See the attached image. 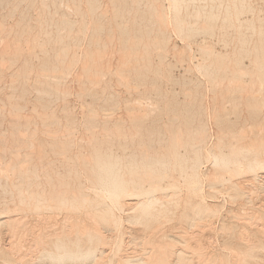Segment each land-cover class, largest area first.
Here are the masks:
<instances>
[{"label":"bare ground","instance_id":"1","mask_svg":"<svg viewBox=\"0 0 264 264\" xmlns=\"http://www.w3.org/2000/svg\"><path fill=\"white\" fill-rule=\"evenodd\" d=\"M49 1L50 7H52L55 12L61 11L60 16L56 20L55 14V16H50L49 19L43 21L48 28L55 26V32L46 31L45 38L41 42L36 36L30 37L25 41L27 47L20 45V42L23 41V35L29 32L26 25L23 27H21L22 25H14L15 28H18L17 31L12 29V25L8 26L11 27L12 30L9 29V31H11H8L9 33L6 36L0 38V89L5 85L11 87L19 86L21 91L28 92L29 89L27 87H32L33 90L40 94L41 98H49L50 96L64 98L66 94L68 96L70 91V87L67 85V78L69 75H73L74 80L77 82L78 97L90 96L91 98H96L100 93L103 94L101 91L102 84L104 85V81H106L105 79L114 76L116 79V82H114L116 85H123L126 90H123L124 92L127 93L128 91L129 93L144 95L146 91H144V93L139 91V87L143 85L141 82L142 80H140V83L138 79L142 78L143 72H151L152 55L154 53L163 55L164 52L168 51L167 44L169 36H167V23L165 24L163 22V20L166 21V16L164 15V8L161 7L159 0L145 1L150 16L160 21L157 27V33L155 32L156 34L152 39H150V34L146 35L145 33L144 35L146 36L137 38L130 37V27L126 23H119L116 26L117 30H115L118 34H115L116 31L113 32L110 30L112 28L107 26L109 27V35H106L103 39L100 35L103 33L104 26L102 23L105 20L102 22V19L106 17L107 12L101 10V0H67L72 11L77 16L79 15L81 17L79 24L71 20L64 12V8L67 10L68 7L62 8L61 4H57L58 1L61 2L62 0ZM118 1L121 0L107 1L109 4L115 6L114 12L117 18L128 12L127 9L125 10L124 6L126 0H123L124 5L116 4ZM134 1L139 4V2L143 0ZM170 1L174 9L172 14L174 12L176 13L173 20L174 27L181 38L189 39L199 34L203 36H213L215 24L220 18H222L223 23L230 24L232 22L231 20L235 17L236 22H238L239 30L245 29L251 32L255 31L253 24L255 17H257V20L260 22V31L262 30V25H264V18L260 16L261 10L259 11L260 14H256L247 4V0H229L227 3L226 0ZM24 3H27L25 4L26 6L28 5V2ZM82 4H85V8H82ZM138 4L136 5L138 6ZM45 6V10L49 11L48 4H45ZM189 6H192V11L186 16H181V11L185 9L187 12ZM14 9L15 7L13 10ZM112 10L114 9L112 8ZM244 12H249L254 18L240 21L239 16ZM68 13L69 15L71 14L70 11ZM40 14H42V11H40ZM33 15L37 14L34 12ZM150 16L149 18H151ZM36 18L39 19L40 17ZM91 19H93V21H91L92 23L90 24ZM121 19L123 18L121 17ZM121 19H119L120 22ZM108 21L110 20L108 19ZM77 24L78 29L74 32V28ZM88 26L89 29L91 28V33L93 35L91 37L87 35L89 37L88 39L91 38L89 46L87 49L82 47L83 51L82 55L80 54V58V55L79 57L77 56L76 49L82 44L83 36ZM4 29V25L0 24V34ZM41 32L43 31L41 30ZM88 34H90V32H88ZM124 34L127 36L126 39L121 38ZM240 40L241 46H245L247 40L244 34L240 35ZM208 47L210 48V46ZM50 48L53 49L51 54H49ZM209 48H199L200 51L208 52V58L204 59V64H206V60H208L207 63L209 64H206L207 67L203 70L208 71L212 68L211 73H220L218 79H216L215 76L214 80L212 78V80L208 79L211 80L210 84L212 83V85H215V89L218 88L216 82H226L223 88L226 89L227 93L221 96V100H224L226 98L224 95L228 96L227 94L230 91L231 93L238 91L245 95L244 97H246V99L250 97V99L252 98L256 102L258 101V103L250 107L257 112L255 114L259 115L264 113V50L262 47L255 49V62L253 63L254 72L251 74V77L254 79L253 81L251 80L252 83L249 85L242 83V80L240 81V79L247 75L244 70L242 71L240 61L235 60L232 64L227 61L228 63L223 64L221 61L225 57H228V54H216L213 52V49H211V51ZM35 50L42 52L44 56L43 62L37 67H33L34 65L32 66L30 60ZM78 50L80 51L81 48ZM172 50L175 52L174 49ZM176 54L177 52L175 54L173 53V55ZM114 55L116 59L113 61ZM158 55H156V57H158ZM160 59L162 58L159 57L158 60ZM21 60H23L21 66H18L15 70L10 69ZM75 64H79L77 72H75L73 68ZM154 67L157 68L156 66ZM202 67L203 64L197 65L198 70ZM155 68H153V70ZM167 69H165L166 71L162 75L168 78L170 76ZM220 69H222V71ZM155 73L158 72L156 71ZM158 87H156V89H158ZM219 88H221L220 85ZM155 91L157 92V90ZM241 95L239 97L242 98L243 96ZM109 96L111 97V95ZM109 96L107 98H109ZM11 97L12 96L9 98ZM141 99L142 98H136L132 101L129 99L121 100L119 95H113L109 100L104 99L106 100L107 109L105 107H103L104 109L100 108L101 110L99 112L92 107H87L86 110L80 111L81 113L79 114H82L80 116L84 117L85 129L82 133L80 132L81 134L79 135L75 130L74 113L69 112V110H64V112L61 113H64V121L62 122L53 114L55 111L46 112L49 110L50 106L48 107L45 104V106H41L45 111L44 113L40 112L36 106H33L32 110H29L31 113H34V115L26 116L27 114H25L24 116L18 104L11 100H1L3 107H0V115L4 114V106H9L7 113H9L10 116H7L14 121V131L9 135L11 145L7 146L6 140L3 148L0 150V172L3 171L2 178L6 180H9L10 177H14L9 183L11 193L14 191L17 198L15 209L22 210V206L20 205L27 204V208L32 209L34 212H39L42 209L51 210L62 208H64L65 212V216L63 217L64 220H61L62 224L59 222L61 226L58 228L53 227V223H51V225L49 224L47 220L50 221L52 219H49L51 218L50 216L47 217V213L46 216L44 215V218L46 217L47 220L42 222L40 227L41 230L39 229L40 231H35L36 233H34L33 230L35 229L30 228L32 229L30 234L33 232L32 235H34V237L32 240L33 243H31L33 245L30 246L29 249H31L30 251H32V253H38V256L36 255L37 253L35 254L37 256L35 258L39 257L41 261L47 262L48 264H92L95 261L99 262L100 260H97H102L105 253H107L105 247H108V238H110V236L106 234H109V231L118 229L121 224L120 216H122V214L117 216L118 213L116 214L115 211H132V215L127 218L128 221L130 223L144 225V230L147 232L151 228V224L155 223L161 225L163 222L170 221L176 215L175 210L177 208H182L180 214L181 221H183L188 228L196 226L200 221L219 214V209L212 206L214 204L209 205L206 203L207 201H205L207 198L204 196L206 195L203 193L204 189L202 190L203 180L207 183L209 188L227 184L228 187L225 190L231 200L242 199V196L247 195L249 191L248 197L250 193L253 195L252 192H254V194L256 192L255 195H257V192H264V120L261 121V125H259L260 128H258L255 138H251L244 134L247 129L237 134L231 133L229 136L228 133L223 136L220 132L216 138L218 140L216 145L206 150L204 127H199L193 132L189 131V133L178 128L179 126L174 130H164L165 132L163 133L157 132V130L154 132L153 129L144 131L142 129L143 125L148 122L147 120L152 113L156 112V107L145 108L146 105L143 106ZM166 101H168V98ZM66 103H68V101L65 102V104ZM183 108L185 109V107ZM184 115L186 114L184 113ZM169 117L168 119H170ZM176 120L177 118L174 117L172 122L175 123ZM185 120L187 119L185 118ZM36 121H40V126L44 127L40 136H42L41 141L46 143L45 145L37 139V134L39 132L37 129L40 127L37 129L34 128L37 131H31L30 126H34L33 124ZM187 123L189 122L187 121ZM52 125L58 126L60 130L52 132L49 128ZM21 127L24 128L23 133L19 130ZM79 127L84 126L79 125ZM248 134L251 133L248 131ZM225 137L230 141L228 145L222 143ZM155 142L161 145L159 149H155ZM159 144H157V146ZM182 149H184V153H181ZM204 149L206 152H203ZM49 151L57 156L64 157L61 161L64 167V174L58 175L53 171L51 163L46 155V152ZM203 159H205V162H207L206 160H210L212 163L210 165L214 168L212 170L210 169L211 171L208 169L210 173H207L208 175L203 177L204 179L202 180L199 166L203 162ZM225 174H228V177H225ZM237 175H241V181L234 179V176ZM178 178L183 180L184 186L186 187V195L184 197L181 196L180 193V186L182 184L179 186ZM250 188H253L254 191L251 192ZM208 196L215 198L212 192L211 194L208 193ZM229 197L226 199H229ZM261 201L264 200L262 199ZM13 203L14 202H10V204ZM239 203L241 202L239 201ZM23 208H25V206H23ZM262 208L264 207H260L259 209L264 211ZM243 209L246 210L245 208ZM18 210H14V212L16 213ZM4 211L9 213V209L7 208H5ZM228 212L232 214V217H235V215L239 217L238 214H233L235 210L233 212L229 210ZM15 213L0 216V227H5L9 234V238L7 237V239H9L7 240L8 248H5V245L2 244L5 250L2 251L1 255L8 261H14V258L17 256H15V254H18L17 250L22 249V244L20 243L23 242H18L22 240L19 234H21L24 227L27 226L26 224V226L22 224L25 218L22 219L18 213ZM80 215H82V217H80ZM251 216L255 215L251 214ZM41 218H43V216ZM253 218L255 217H252V219ZM238 219L242 218H237V220ZM256 219H253V221H256ZM261 219L264 220V214L260 215L259 221H261ZM232 220H234V218H232ZM237 220L234 221L238 222ZM249 220L247 219V222ZM244 223H246V221ZM256 223H258V220ZM247 224L248 223L245 225ZM48 225H50V227ZM210 225L211 224L207 222L205 226L213 228V226ZM253 225L258 224L254 223ZM262 225H264V223H262ZM241 226L242 225H240V229L242 230L243 228H241ZM259 226L260 225H258V228ZM225 227H223V229L227 231L230 238L237 235L236 238L239 240L238 243L233 246L224 244L222 245L223 249L220 248L222 251L219 249V253L216 254L217 252L215 251L214 254L213 249L215 247H212L214 245L207 248L198 241L199 244L194 248V253L192 254L198 255L199 260L200 257L202 261L204 259L207 262H205L206 264H224L228 258L226 254L231 255V257L237 260L251 257L254 252V247L250 245V237L246 240L241 236L243 232L240 231L241 235L237 232L238 235L235 234L233 229H225ZM232 227L233 226H231V228ZM248 227L249 226H247V228ZM46 228L49 230L54 228L55 230L46 233ZM218 229V232L222 230L220 227ZM261 230L262 232L264 231L263 229ZM220 233H222V231ZM17 234L19 236V238L17 237L18 241H14L13 239L16 238ZM112 234H114V232ZM191 234L194 236V233ZM24 235L23 233L21 236L23 239L26 238ZM263 236L264 234L262 235L261 233L262 238ZM262 238H256L253 243H259L258 241L262 240ZM157 239H159L157 242L158 245L155 243ZM191 239H193L192 236L186 232L178 237H173L171 235H166L161 228L154 229L153 232L145 237V240L142 239L146 244L153 246L150 247L149 251L146 250V252L143 253L145 256L136 260L125 258L121 261V264H193L188 259L191 252L187 250L189 249L192 251L193 249L187 245L188 241H191ZM251 239L252 241L254 240L253 238ZM198 240H201V238ZM256 240L258 241L256 242ZM176 241L185 244L184 247L187 252L190 253L188 256L187 252L182 250L183 248H181V246V249H175L177 244L175 245L174 242ZM210 243L214 242L210 241ZM114 245L116 249L114 247L112 248L117 252V250H120L122 242L118 241ZM123 245H125V243ZM32 248H34L36 252H33L34 249ZM122 250L125 251L124 248ZM25 253H29V250ZM25 253H22L24 256L18 257V260L15 259L17 260L16 264L28 263V260L25 259V257L28 256H25ZM108 255L111 256L109 261L112 262L114 259L113 254L108 253ZM31 256L34 255H30L28 259H30ZM32 259H34V257ZM103 261L105 260L100 261V263ZM134 261L136 262L134 263ZM209 261L211 262L208 263ZM31 262L32 263H29L40 264L39 261L36 263L31 260ZM43 262L41 264H44ZM238 263H240V261H238Z\"/></svg>","mask_w":264,"mask_h":264},{"label":"rangeland","instance_id":"2","mask_svg":"<svg viewBox=\"0 0 264 264\" xmlns=\"http://www.w3.org/2000/svg\"><path fill=\"white\" fill-rule=\"evenodd\" d=\"M104 1H105V4H104ZM107 1L110 2V0H101V5H102L101 10L107 12L106 17L102 19V22L105 20L102 23L104 26L103 33L100 35L103 39L106 37V35H109V27L112 28L110 30H112L114 32L117 30L116 26L119 23L120 24L126 23L130 27V32H131L130 37H132V38H137V37L146 36L147 34H150V39H152L155 36V34L157 33V27L159 26L160 21L158 19H155L152 16H150V12L147 10V3L145 2L146 0H143L142 2L140 1L139 4L134 0H126L127 4L125 3V5L123 4V2H124L123 0L118 1L116 4L124 5L125 10L126 9L128 10L127 13H124L122 16H120L118 18L115 17V12H114L115 6H113V4H109V2H107ZM228 1L229 0H226V3ZM24 2H28V5L26 6L25 4H27V3H24ZM40 3H42V4H40ZM65 3H67V4H65ZM132 3H133V5H132ZM159 3L161 5V7L164 8L163 9L165 12L164 15L166 16L165 17L166 21L163 20V22L165 24L167 23V36H169L168 37V44H167L168 51L164 52L163 55L161 54L162 56L154 53L152 55V68H151V72H149L150 74L148 72L147 73L143 72L144 75L142 74V76H141L142 78L138 79V82H140V80H142L141 82L143 85H141L139 87V91H141V93L142 92L144 93V91H146L144 93V95L129 93L128 91H127V93L124 92L123 90H125V88L123 87V85H121V86L116 85V83H115L116 79L114 76H112L109 79L107 77L105 79L106 81H104V85L102 84V91L101 92H103V94L100 93L99 96L96 98L92 97L94 101L92 100V98L90 96H85V97L79 98L78 97L77 82L74 80L73 75H71V76L69 75L67 78V82H68L67 85L70 87V89H69L70 94L68 93V96L66 94V97L64 96V98L55 97V96H50L49 98L48 97L47 98L46 97L41 98L40 94L37 93L35 90H33L32 87H27L29 90H28V92H26V91H21V88L19 86L18 87H11L9 85H5L4 87H2L0 89V107H3L1 100H11L12 102H15L16 104L19 105V108H20L22 114H24V116H25V114H27L26 116H33L34 113H31V111H30V110H32V107L36 106L40 112L44 113L45 111L41 108V106H43L45 104L48 107L50 106L49 110H47L46 112H52V110H53V112L55 111V113H53V114L62 122L64 121L63 120L64 119V113L63 114H61V113L64 112V110H69V112L74 113L75 130H76V133L79 135L85 129L84 117L80 116L82 114H79V113H81L82 110L83 111L86 110L87 107L88 108L92 107L99 112L101 110L100 108L104 109L103 107H105L107 109L108 107H107V104L105 103V101L107 99L109 100L111 97H113V95H119L121 100L129 99L132 101L136 98L137 99L142 98L141 101L143 103V106L146 105L145 108L156 107L155 108L156 112L152 113V115L147 120L148 122H146L143 125L142 129L144 131L153 129L154 132H156V130H157V132L163 133L166 130H172V129L174 130L175 128H177L179 126L178 128L189 133V131L193 132L194 130H196L199 127H204L205 128V137H206V147H205L206 150L209 148H212L213 146L216 145V143L218 141L216 138L218 137L220 132L223 134V136H224V134H227V133L229 136L231 133L237 134V133H240V131L242 132L245 129H247V130H245L244 134L251 137V138H255V136L257 135L258 128H260L259 125H261V121L264 120V113H261L259 115L255 114L257 112L254 111L253 108L252 109L250 108V107H252V105H255V103H258V101L256 102L252 98L250 99V97H249V99H246V97H244L245 95H243L242 93H240L238 91H235V92L232 91L233 93H231V91H230L227 94L228 96L224 95L226 98L224 100H221V96H223V94L227 93L226 89L223 88L226 85V82L225 81L216 82L218 84V88H219V85L221 87L219 89L218 88L215 89V87H214L215 85H212V83L210 84V81L212 79L214 80L215 77H216V79H218V76H220L219 75L220 73H216V74L211 73L212 68H210L208 71L203 70V69H206L207 65L209 64V63H207L208 60H206L207 62H205L207 65L204 64V59L208 58V52L206 53L205 51L204 52L200 51L199 48L200 47L201 48L202 47L209 48L208 46H210L209 49L210 50L213 49V52L216 54L217 53H219V54L222 53V55L228 54V57H225L221 61L223 64L224 63L226 64L228 62L230 64H232L235 60L240 61V63H241L240 67L242 68V71L244 70V72L247 73V75L244 76V78L240 79V81L242 80L241 81L242 83L249 85L252 83V81L254 79L253 77H251V74L254 72L253 63L255 62V57H254L255 52H256L255 49L258 47H262V49L264 50V25H262V30H261L262 32H261L259 29L260 28V22L257 20V17H255V21L253 23L254 27H255V31L251 32V31H246L245 29L239 30L238 29V22H236L235 17L231 20L232 21L230 23L231 25L227 24V23H223L222 18H220L215 24L213 36H209V35L203 36V35L199 34V35L193 36L189 39L181 38L177 34L176 29L174 27V23H173L174 21L173 20L176 16V13L174 12L172 14L174 9L172 8L171 1L170 0H159ZM45 4H48L49 11L45 10L46 9ZM57 4L58 5L61 4L62 8L68 7L67 10L64 8V12L69 16V18L71 20H74L79 24V22L81 21L80 20L81 17L79 15L77 16L72 11V8L69 7V5H68L69 3L67 0H66V2H65V0H62L61 2L58 1ZM107 4H109V5H107ZM136 4H138V6ZM247 4L249 5V7L251 9H253L255 11L256 14L257 13L260 14L259 11L261 10L260 16L262 18H264V0H258V1L257 0H247ZM65 5H67V6H65ZM82 5H83L82 8H85V4H82ZM103 5H105V6L107 5L106 6L107 8ZM14 7H15V9L13 10ZM42 7H44V8H42ZM103 8H105V9H103ZM112 8L114 10H112ZM192 9H193L192 6H189V9L187 10V12L185 11V9H183L181 11L180 15L186 16L187 14H189L192 11ZM34 10H36V11H34ZM37 10H38V12H37ZM110 10H112V11H110ZM40 11H42V14H40ZM69 11L71 12L70 15L68 13ZM34 12L38 16L33 15ZM60 13H61V11L55 12L54 9L52 7H50V1L49 0H42V1H40V0H29V1H27V0H0V22H1L0 24H3L5 27L4 31L0 34V38L6 36L12 29L17 31L18 28H15V26L22 25L21 27H23L26 25L28 27L29 32L27 34L23 35V41L20 42V45L23 47H27L25 41L32 36H36L38 39H40L39 41L41 42L45 38V32L46 31H52V32L56 31L55 26L52 28H48V26L45 25L43 21L46 19H49L50 16H55V14H56V17H55V20H56L60 16ZM146 13H148V14H146ZM127 14H129V15H127ZM149 16L151 18H149ZM36 17H40V18L38 19ZM113 17H115V18H113ZM121 17L123 19H121ZM112 18H113V20H112ZM252 18H254V17H252L249 12H244L243 14H241L239 16L240 21L250 20ZM108 19L110 21H108ZM114 19H116V20H114ZM119 19H121V22L119 21ZM91 21H93V19L90 20V24L92 23ZM88 22H89V20H88ZM113 22H115L116 25ZM129 23H131V24H129ZM78 24L75 26L74 32H76V30L78 29ZM107 24H109V25H107ZM136 24H138V25H136ZM153 24H154V26H153ZM10 25H12L11 26L12 29H11V27H8ZM107 26H109V27H107ZM113 27H115V28H113ZM144 27H146V28H144ZM9 29H11V30L9 31ZM88 29H89V26H88L87 30L85 31V35L83 36L84 38L82 40V44L78 48V49L81 48V50L79 51L78 49H76L78 57L80 54L82 55V51H83L82 47H84V49L88 48L89 42L91 39V38L90 39H88V38L93 35L91 33L92 32L91 28L89 29V31H88ZM146 29H148V30H146ZM41 30L43 32H41ZM106 31H107V33H106ZM132 31H133V33H132ZM88 32H90L91 35L88 34ZM144 33L146 35H144ZM115 34H118L117 31L115 32ZM241 34H244L246 37L247 43L245 46H241V40H240ZM87 35H89V37ZM121 38L126 39L127 36L124 34V36L122 35ZM172 49H174L175 52H173ZM52 52H53V49L50 48L49 54H51ZM176 52H177V54L173 55V53L175 54ZM81 55H80V58H81ZM156 55H158V57H156ZM114 56H113V61H114V59H116V56L115 57ZM159 57L162 59L158 60ZM43 58H44V56L42 55V52H40V51L38 52V50H35L31 56V59H30L32 66L34 65L33 67H37L38 65H40L43 62ZM225 59H227V60H225ZM256 61H257V58H256ZM19 62H21V63H19ZM210 62H211V60H210ZM17 63L14 64L10 69L11 70L17 69L18 66H21L23 64V60L18 61ZM198 64L199 65L203 64V67L199 70L197 69ZM160 65H161V67H160ZM154 66H156L157 68H155ZM73 68H74V71L77 72V70L79 68V64H75ZM153 68H155L156 70L155 69L153 70ZM164 68L165 69L169 68L167 70L169 72L170 77L167 78V77L162 75L166 71ZM220 70L222 71V69H220ZM156 71L158 73H155ZM154 73L157 75H155ZM248 75H250V76H248ZM159 76H160V79H159ZM169 78H171V79H169ZM208 79H211V80H208ZM107 80H109V81H107ZM221 82H223V83H221ZM149 84H151V85H149ZM144 86L146 89L144 88ZM156 87H158V89H156ZM155 90H157V92ZM164 94H166V95H164ZM109 95H111V97ZM240 95L243 96L244 99H243V97L242 98L239 97ZM10 96H12V97L9 98ZM108 96H109V98H107ZM248 96H247V98H248ZM167 98H168V101H166ZM240 98L242 101L240 100ZM104 99H106V100H104ZM67 101H68V103L65 104V102H67ZM63 102L65 105L63 104ZM148 104H150V105H148ZM232 104H234V105H232ZM103 105H105V106H103ZM183 107H185V109ZM190 108H191V110H190ZM8 109H9V106H4V114L0 115V125H2V126H0V150L3 148V145L5 144L6 140H7L6 145L7 146L11 145L9 135L11 134V132L14 131L13 130L14 129V125H13L14 121L12 120V118L7 116V115L10 116V114L7 113ZM173 112H175V113H173ZM184 113L186 115H184ZM164 114H165V116H164ZM169 116H171V117H169ZM160 117H162V118H160ZM168 117L170 119H168ZM174 117L177 118L175 123L172 122V119ZM189 117H190V119H189ZM185 118L187 120H185ZM187 121L189 123H187ZM39 122L40 121H36V122H34V124L32 123L34 126H30V128L32 131V130H36L37 128L40 127L39 129H41V130L37 129L39 131L37 134V139L40 142H42L41 141L42 136H40V135H41V131H43L44 127L43 126L41 127ZM79 125L80 126L82 125L84 127H79ZM34 128H36V129H34ZM49 128H50V130H52V132H57L60 130V128L56 125H52ZM19 130H21V133L24 132L23 127H21ZM254 130H256V131H254ZM248 131L251 134H248ZM212 134H214V135H212ZM211 138H212V140H211ZM43 143H44V145L46 144L45 142H42V144ZM222 143L224 145H228L230 143V141L227 137H225V138H223ZM157 144H159V143L158 142L154 143L155 149H159L161 146L160 144L157 146ZM206 150L204 149L203 152H206ZM22 152H24V151H22ZM181 153H184V149L181 150ZM46 155H47V159L51 163V167L53 168V171L55 173H57L58 175L64 174V167L61 163V161L64 159V157L63 156H61V157L57 156L56 154H53L50 151L46 152ZM206 161L207 162H205V159H203V162L199 166V171L202 174V180L204 179L203 177H206V175H208L210 173L209 170L210 169L212 170L214 168L212 165H210V164H212L210 162V160H206ZM5 166H3V167H5ZM0 174H1L0 175V216H5L7 214L9 215V213L14 214L15 213L14 210H18V209H15L16 204H17V198L15 196L14 191H13V193H11V190H10L11 188H10V183H9L14 179V177H10L9 180H6V179L2 178L3 171H1ZM224 176L228 177V174H225ZM240 177H241V175H237V176H234V179L241 181ZM178 183H179V186L181 184L183 185V186L182 185L180 186V190H181L180 193H181V196L184 197L186 195V187L184 186V182L181 178H178ZM203 186L209 188V186L207 185L206 182H204V180H203V184H202V190L204 189L203 193L206 194V195H204L207 198V200H205V201H207L206 203L209 205L214 204L212 206H215L219 209V214L212 217V218H206L205 220L200 221L196 226H193L191 228H188L185 225V223L183 221H181V219H180V214H181L182 208H177L175 210L176 215L170 221L163 222L161 225H158L155 223L151 224V228L147 232L144 230V228H145L144 225L130 223L128 221L127 218L130 215H132V213H133L132 211H129V210L126 212L115 211L116 214L118 213L117 216H120L122 214V216H120L121 224H120L118 229L113 230V231H109L110 233L107 232L109 234L105 233L107 236L109 235L110 238H108V244H107L108 247H105V249H107L106 250L107 253H105L104 257L102 258V260H105V261H103L102 263L106 264L109 262L108 264H121V261L124 260L125 258H129L131 260H136L142 256H145V254H143V253L146 252V250L149 251L150 247H153V246L146 244L145 241H142V239L145 240L146 236H148L151 232H153L154 229H158V228H161V230L163 232H165L166 235H171L173 237H178L179 235H182L185 232L187 234L191 235L193 239H191V241L189 240L187 243L188 246L193 248L192 251L187 249L189 252H191V254L194 253L193 250L195 247L198 246L199 243L205 245V247H207V248H209L211 245H214V246H212L213 248L215 247L213 249V252L215 254V251H216L217 252L216 254H218L219 251L221 249H223L222 245H224V244L228 245L229 244L228 246H233L234 244L238 243V241H239L236 238L237 235H235L232 238L229 237L227 231L223 229V227L226 226L225 229H233L235 234L239 233L241 235V232L245 233V234L242 233L241 236L243 238H245L246 240H248L250 237V241H251L250 245H252L254 247V252H253L251 257H245V258L240 259V260L239 259L237 260L234 257H231V255L226 254V256L228 258L224 264H264V236H263V238L261 237V233H262V235L264 234V231L262 232V230H261V229L264 230V228H261V227H264V225H262V223H264L263 222L264 220L261 219V221H259L260 215L264 214L263 213L264 211H261V209H259L260 207H264V204H261V203H264V201H261L262 199L264 200V192L261 193V191H260V192H257V195H255L256 192L254 194V192H252V191H254L253 188H250V190L253 194V195H251V193H250L251 197L247 196V195H249V192H250L249 191L247 195L242 196V199L240 198L237 200H231L227 191L225 190L228 187L227 184H225L224 186L218 185L217 187L209 188V189H207ZM184 190H185V192H184ZM207 191H209V192H207ZM211 192H212V195L215 196V198L209 197L210 195L208 196V193L211 194ZM229 193H231V192H229ZM221 194H223V195H221ZM221 196L223 198L224 197L225 198L223 199ZM228 197H229V199H226ZM214 200H215V202H214ZM253 200H256V201H253ZM239 201L241 203H239ZM10 202H14V203L10 204ZM26 205L27 204H21L20 206H22L21 207L22 210H18V212H16V213H18V215H20V217H22V219L23 218L26 219V220L23 219L24 221L22 220L23 221L22 224H24V226H26V225L27 226L24 227L21 234H19L20 238H22L23 241L21 239H19L21 241H18V238H19L18 234L16 235V238L13 239L14 241H18L19 243L20 242L24 243V244L20 243V244H22V249H21L22 251L19 249L17 250L18 254H15V256L16 255L17 256L14 258V261H8L1 255L2 251L5 250V248H8L7 240H9V239H7V237L9 238V234H8L7 229L5 227H0V264H16L18 257L20 258V257L24 256V255H22V253L24 254L28 250H29V253H25V256L26 255L28 256V257H25V259L28 260V263H24V264L32 263L31 260H33V262L35 261L36 263L39 261V263L41 264L43 261H41L39 259V257L35 258L38 256V253L36 252V250L34 248H32L35 250V251L33 250V252H36L37 254L32 253V251H30L31 249H29L30 246L33 245V244H31V243H33V241H32L33 237H34V235H32L33 232L36 233L35 231L41 230L40 227H41L42 222L47 220L46 217L44 218V215L46 216V213H47V217L50 216L51 218H49V219H52L50 221L49 220H47V221L49 222L50 225H51V223H53L52 226L55 228L56 227L58 228L59 226H61L60 224H62V221L64 220L63 219V217L65 216L64 208H62V209H51V210L42 209L39 212H34L32 209L27 208ZM23 206H25V208H23ZM255 207H257V208H255ZM5 208L9 209V213H7V211H4ZM243 208H245L246 210H244ZM228 209L231 210L232 212L235 210V212L233 214L234 215L238 214L239 217H237V215H235V217H232V214L231 213L229 214ZM262 209L264 210V208H262ZM258 213H260V214H258ZM251 214L255 215V216H251ZM36 215L39 217H37ZM42 216H43V218H41ZM248 216L250 217V220H249ZM80 217H82V215H80ZM243 217L247 218L249 221L247 222V219H244ZM252 217H255L253 219L257 218L256 221L258 220V223H256V221H253ZM232 218H234V220H237V218H242L248 224L245 225L246 223H244L245 221H243L242 219H238L237 220L239 222L238 223V222L232 220ZM230 219H231V221H230ZM37 220L40 222H38ZM57 220H58V222H57ZM225 220H226V222H225ZM59 222H61V223L59 224ZM207 222L209 224H211L210 226H213V228L212 227L211 228L206 227L205 225L207 224ZM36 223H38V224H36ZM54 223H56V224H54ZM254 223L260 225L259 228H258V225H253ZM238 224L242 225L241 226V228H243L242 230L240 229V225H238ZM249 224H251V225H249ZM32 225H34V226H32ZM50 225H48V226L50 227ZM231 226H233V227L231 228ZM247 226H249L250 228L249 227L247 228ZM185 227H187V228H185ZM219 227L222 229L221 230L222 233H220L221 231L218 232ZM30 228L35 229V230H33L32 234H30L32 231V229H30ZM46 229H47V231H45L46 233L55 230L54 228L52 230H49L48 228H46ZM188 230H189V232H188ZM249 230H250V232H249ZM255 230L257 233L255 232ZM191 231H193V232H191ZM113 232H114V234H112ZM23 233L25 234L24 235V237H26L25 239H23V237H21ZM176 233H178V234H176ZM191 233H194V236ZM197 234H199V235H197ZM226 237L228 240L226 239ZM115 238H118V239H115ZM200 238H201V240H198ZM251 238H253L254 240L252 241ZM256 238H259V239L262 238V240H260V241L256 240V242L257 241L259 242L257 244L253 243V242H255ZM158 240L159 239L155 240L156 244H157ZM4 241H6V242H4ZM11 241H12V238H11ZM118 241L122 242V245H121L120 250H117V252H116L114 250V248L116 249V246L114 244L117 243ZM124 241H126V242H124ZM198 241H199V243H198ZM210 241L214 242V243H210ZM225 241H227V242H225ZM124 243H125V245H123ZM2 244L5 245V248ZM174 244L175 245L177 244L175 246V249L183 248L182 250L187 252L186 248L184 247L185 244L180 243L178 241L174 242ZM255 245H257V246H255ZM19 246H21V245H19ZM180 246H181V248H180ZM109 247L110 248L114 247V248H112L113 249L112 250ZM123 248L125 249V251L122 250ZM110 250H112V251H110ZM30 253H32V254H30ZM108 253L113 254V256H114V259L112 262L109 261L111 256L108 255ZM189 254L190 253L187 252V256ZM191 254L188 256L189 257L188 259L190 260L191 263H193V264H206L207 263L204 259H203V261H204L203 262L201 257L199 260L198 255L192 254L193 255L192 256ZM30 255H34V256H31L30 259H28ZM124 255H126L127 257ZM130 256H131V258H130ZM33 257H34V259H32ZM132 258H135V259H132ZM15 259H17V260H15ZM99 260L102 261L101 259H98L97 261H99ZM116 260H119L120 262L116 261ZM100 261L99 262L95 261L92 264H102V263H100ZM238 261H240V263H238ZM135 262L136 261H134V263ZM210 262L211 261H209L208 263H210ZM43 263L48 264L47 262H43ZM33 264H35V263H33ZM127 264H129V263H127Z\"/></svg>","mask_w":264,"mask_h":264}]
</instances>
